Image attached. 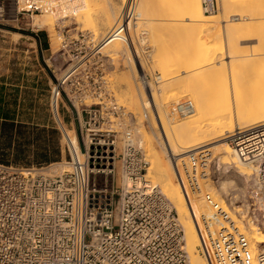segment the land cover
I'll return each mask as SVG.
<instances>
[{
    "label": "built area",
    "instance_id": "obj_1",
    "mask_svg": "<svg viewBox=\"0 0 264 264\" xmlns=\"http://www.w3.org/2000/svg\"><path fill=\"white\" fill-rule=\"evenodd\" d=\"M203 1L207 12L218 10V0ZM70 2L16 0L15 20L44 12L69 15ZM3 11L0 7V16ZM137 20L131 0L110 34L100 39L90 32L63 36L59 54L70 64L52 87L51 109L69 153L60 163L68 168L0 163V264H190L178 212L147 178L150 160L135 118L109 89L108 72L115 64L103 49L116 38L133 49L139 82L151 88L131 35ZM62 108L72 109L78 145L68 136ZM226 139L239 159L256 170L248 186L251 214L264 229V126L237 128ZM171 160L182 184L180 168L189 189L203 195L212 210L202 218L210 233V250L200 246L202 254L211 264H249L245 234L212 191L203 188L215 174L213 151L201 146L172 154ZM258 262L264 264V244Z\"/></svg>",
    "mask_w": 264,
    "mask_h": 264
},
{
    "label": "bare ground",
    "instance_id": "obj_2",
    "mask_svg": "<svg viewBox=\"0 0 264 264\" xmlns=\"http://www.w3.org/2000/svg\"><path fill=\"white\" fill-rule=\"evenodd\" d=\"M93 1L70 2V7L77 11L78 18L80 20L83 18V21H80L82 25L90 22V18L94 16L95 9L90 5L92 3L94 7ZM146 1L141 0L142 7H138L136 15L139 20L149 21L152 38L148 30H142L145 35H140V45L151 48L149 60L156 68L158 66L155 70L157 75L153 77L154 80H158V85H151L149 93L146 91L148 89L144 88L147 99H143L144 96L141 99L143 106L150 110L151 119L154 116L155 128L158 125L159 131L164 134V143L171 154H184L201 146L214 150L226 145L227 150L222 152L224 157L228 151L235 153L226 139L229 133L237 128L264 126V13L262 10L260 12V9H264V0H253L256 5L251 9L254 12L249 9L251 7L249 4H239L245 0H221V7L214 13L206 11L203 0H149L148 6L142 3ZM36 23L47 26L53 25L54 20L52 17H46ZM239 23L243 25V29L242 26L241 28L238 26ZM135 25L139 28L138 22ZM114 29L112 27L111 31ZM223 36L226 39V46L223 45ZM117 43L119 40L114 45ZM154 46L156 56H152ZM126 54L129 63L132 64L131 53L126 51ZM227 65L230 68L228 70L231 74V83L227 81L226 85L218 84L219 77L225 78L223 76L229 73H226ZM149 66L151 67L150 64ZM121 68L119 70L123 72V66ZM222 71L225 73L223 76ZM213 77L216 78L214 80L217 78L219 80L209 82ZM126 79L128 102L138 112L139 95L137 90L135 91L130 75L127 74ZM139 92L140 95L142 93L144 95L143 89ZM130 108L132 109V106ZM215 143L220 144L213 146ZM156 145L153 140L150 142L148 140L147 151L151 160L147 178L158 184L175 206L184 228L185 248L190 264H211L208 258L202 256L199 249L200 246H208L210 250V233L204 229L201 215L211 216L212 213L208 211L211 208H208V204L205 200L203 202L201 197L197 199L196 196L190 195L192 192L181 168L184 185L175 178L174 166L164 154L163 157L162 153H159ZM219 156H215L216 159ZM234 156L238 160V166L246 172L245 175L252 177L256 174L255 168L240 160L236 153ZM220 164L222 165V162ZM59 165L68 166L66 163ZM218 193L214 192V195L221 200L222 206L238 223L249 242V264H259L258 254L264 244V230L257 221L244 223L246 220L237 214L232 205L226 204L221 198L222 195ZM215 230L216 228H212L211 233Z\"/></svg>",
    "mask_w": 264,
    "mask_h": 264
},
{
    "label": "rangeland",
    "instance_id": "obj_3",
    "mask_svg": "<svg viewBox=\"0 0 264 264\" xmlns=\"http://www.w3.org/2000/svg\"><path fill=\"white\" fill-rule=\"evenodd\" d=\"M133 1L135 2L136 11L137 9L139 11V8L142 7L141 0H133ZM142 1H146V0H142ZM147 1L148 3H150L149 0ZM147 1L146 3L142 2L143 5L148 6ZM130 2L131 0H94L93 1L94 7L92 3L90 4L91 7L95 9L94 10L95 13L93 14L94 16L90 18V22L88 21L83 25L80 22L83 21V18L81 20L80 18H78V14L77 11H75V9L72 10L73 13L69 15L58 16L51 12H44L42 14H39L38 16H34L33 18L28 16L21 18L20 21H16V20L12 21L16 17V15H13L12 13L6 15L7 19L1 22L3 23L7 22V23H5V25L0 24V33L6 34V36L3 37V39H6L7 41L3 43V47L6 48L7 50L3 51L4 55L0 58V82H2L0 84V113L4 111L8 113L10 112L11 115H14L18 119L19 125L24 126L23 127L24 134L21 135L18 134L17 138L15 139L14 146L16 145L17 142L22 141L24 144V146L22 147L25 148L26 151L18 158H16L12 153L6 156L0 153V158L3 157L8 161L17 162L20 164H30V165L33 164L37 166V156H36L37 149L44 150L45 147H48L50 149L52 146L58 145L62 150L61 160L53 162L51 164L54 163L59 164L60 162L63 161L65 162L66 160L69 159V153L65 147V140L63 138V130L56 123L51 109L52 87L56 82V78H59L64 72V70L70 64L69 59H67L66 57H62L59 54L63 36L70 35L76 37L78 34H81L82 32H90L100 39L110 34L112 32L111 31L112 27L114 29V27L116 28L118 26L119 17L122 15L123 12L127 10L128 6L130 5ZM218 3H219V7H221V0H218ZM243 3L245 5L246 3L249 4V7L251 6L249 9H251L256 5V3L253 0H247V1L245 0L239 4L242 5ZM96 8H98L99 10H97ZM245 9L248 10L247 7H245ZM261 10L263 11L262 13H264V9L263 8L260 9V12ZM251 11L253 10L251 9ZM104 13L105 15L103 16ZM46 17H52L54 20V24L41 26L36 23L37 21ZM108 18L111 20V21L109 20L111 22L110 25L108 24L109 22L107 20ZM137 22L139 24V28H136L137 26L135 25V23ZM132 24L133 25H131V35L133 34L132 36H133L135 48L137 52L139 51L138 56L141 60V63L146 73H148L153 79V80L151 79L153 81L151 82V85L156 86L157 83L154 81L153 77L155 76V74L157 75V73H155L156 72L155 70L158 68V66L156 68V66L151 62V60H149V56L151 54V51L149 50L151 48L148 50V52L147 51L144 52V48L140 45V35L142 30L144 29L148 30L150 36V23L146 19L139 20L138 18V20L136 22H133ZM240 24L241 23H239L238 26L240 28L242 26L243 29V25ZM39 36H41L42 40H40ZM150 38L152 37L150 36ZM224 39L225 38L223 36V45L226 46V39L225 41ZM114 40L118 41L119 39L116 38ZM114 40L111 41L106 46V48L103 49L104 53L109 54L112 57L113 60L111 62L115 64V68L114 69L111 68L108 72L107 79L109 83V89L113 92L119 104L125 107L126 110L125 112L129 114L131 113L130 115L132 118H135L136 116L135 118V122L137 124L136 126L142 138L144 139L145 148L146 149L148 148V140L149 142L153 140V142L157 144L156 147L158 148L159 153L161 152L162 156L164 154L165 158L171 162V165H173L171 160L172 154L170 153L166 143H164L163 140L164 134L162 135L161 133L162 131L161 132L159 131L160 128L158 127V125L157 128H155L154 125L156 123H154L155 122L154 116L151 119L150 110H148L147 108H145V106H143L144 104L141 98L144 96L143 99L145 98L147 99L146 97L147 94L145 93L146 91L149 93V89L147 88L148 90L145 91L144 87L139 82L140 67L138 64V57L134 53L133 49L129 48L125 43L120 42L121 40H119V43H117V45H114L116 43V41ZM152 42L153 41L151 40V43ZM46 44H48V46H46ZM126 51L131 53V59L133 60L132 64H130L127 59ZM155 52L157 51L155 50V46H154L152 56L157 55V53ZM51 57L53 60L49 61ZM149 64L151 65V67H153L152 70ZM125 65L127 68H125ZM121 66H123V70H124L123 72L119 70L122 69ZM226 67L225 68L227 70L226 71L227 73L229 72L228 69L230 68L228 65ZM225 68L223 69V71L225 70ZM223 71L221 76L225 75V73L223 74ZM127 74L130 75L131 81L134 83L133 85L135 86V91L137 90V95H139L140 98L139 101L140 104L138 107V110L140 111V112L138 111L139 113L137 112L136 108L134 109V106L128 102L129 101L127 94L128 89L126 87ZM226 75L227 76H223L225 78L227 77L226 81L225 78L222 77H219L220 80L218 78L217 80H214L215 77H213L210 78L212 80H209V82L212 81L217 82L219 80L218 84L226 85L228 84V82L231 83L230 72ZM223 80L225 82H223ZM142 89L144 91V95L143 93L142 95H140L139 91H142ZM129 105L132 106V109L130 108ZM128 109L131 111H129ZM70 110L71 111H68L66 108H62L60 110V113L62 115V118L64 119V126L68 132V136H70L71 139L75 142V144L78 145L74 132V127L77 126V123L73 122L72 109ZM141 112L143 113V115ZM140 115L142 117H140ZM126 119L129 120L130 116L126 115ZM216 144L218 145L220 143H215L213 144V146H215ZM219 148H216L212 151L215 156L217 155L219 156L221 152L219 157L222 160H220L219 157H217L214 165L215 174L213 173L211 180H209V182L206 185H204V189L205 191L208 190L212 191L213 195L214 192L218 193L219 191L218 194L222 195L221 198L227 200V203L229 205H232L233 208H235L237 214L241 216L243 220H246L243 221L244 223L247 222L256 223V220H254L252 217L254 215L251 214L253 208L252 207L253 198L251 192L248 191L249 188L248 186L252 184L253 175L252 177H248V175H245L246 172L243 171L240 166H238L237 164L238 160L236 159V156H234L235 153L233 151L226 152L227 153L226 157H224L225 155L222 152L225 149L227 150L228 148L227 145L225 147L221 146ZM149 160H151V158ZM221 162L222 165L220 164ZM63 168L67 169L68 166H61V165L54 166V169H58V170H61ZM175 178L179 179V176L177 177V171ZM192 193L190 194L191 196L194 195L196 196L195 198L197 199L201 197V199L204 202L205 199L203 195L192 194ZM214 196L216 197V195ZM216 199L219 200V198L217 197ZM208 208L210 207L208 206ZM208 211L212 213L211 209ZM203 216L204 214L201 215L202 218ZM200 253L202 254L201 250ZM202 256L204 258H207L203 254Z\"/></svg>",
    "mask_w": 264,
    "mask_h": 264
},
{
    "label": "trees",
    "instance_id": "obj_4",
    "mask_svg": "<svg viewBox=\"0 0 264 264\" xmlns=\"http://www.w3.org/2000/svg\"><path fill=\"white\" fill-rule=\"evenodd\" d=\"M46 43V42H45ZM48 46V44H46ZM10 113L2 112L0 113V153L4 156L14 154L16 158L20 157L26 150L22 146H24L23 142L19 141L15 144V139L18 134H24L23 127L21 125H17L13 120L12 116L10 117ZM56 132V131H53ZM37 166H45L49 165L53 162L61 160L62 150L58 145L52 146L50 149L45 147L44 150L37 149ZM0 163L3 164H14L21 166H32L33 164H20L17 162H11L6 160L5 158H0Z\"/></svg>",
    "mask_w": 264,
    "mask_h": 264
},
{
    "label": "crops",
    "instance_id": "obj_5",
    "mask_svg": "<svg viewBox=\"0 0 264 264\" xmlns=\"http://www.w3.org/2000/svg\"><path fill=\"white\" fill-rule=\"evenodd\" d=\"M15 3H16V0H0V7H1V9L4 10L3 11L4 13L1 15V18H0V24L1 25H5V23H7V22H5V23L1 22L3 20L7 19V17H6L7 14L12 13L13 15H16ZM12 21H15V19H13ZM5 36H6V34L0 33V58L4 55L3 51L7 50L6 48L3 47V43L7 42L6 39H3V37H5ZM39 37H40V40H42L41 36H39ZM1 83L2 82H0V84ZM11 116H12L13 120L16 122V124L19 125L18 119L14 115H11Z\"/></svg>",
    "mask_w": 264,
    "mask_h": 264
}]
</instances>
